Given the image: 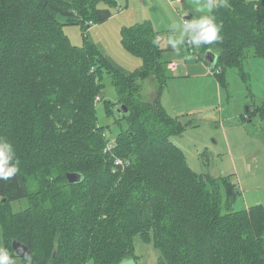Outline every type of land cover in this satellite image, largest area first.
<instances>
[{
	"label": "trees",
	"instance_id": "16d2710c",
	"mask_svg": "<svg viewBox=\"0 0 264 264\" xmlns=\"http://www.w3.org/2000/svg\"><path fill=\"white\" fill-rule=\"evenodd\" d=\"M115 6L0 0V137L19 161L18 173L0 180V247L19 256L12 244L20 241L33 264H119L125 256L139 264L134 238L141 235L162 251L163 264H264V206L230 210L238 189L229 176L196 172L171 139L185 128L161 103L170 76L165 48L152 43L153 24L122 30L124 47L143 60L133 72L92 41L73 44L63 29L105 21ZM212 14L222 39L199 47L218 50L212 74L225 86L235 67L246 79L249 52L264 57V0H228ZM105 74L128 107L113 140L97 115ZM151 77L155 96L146 100L141 89ZM106 109L114 113L110 101ZM69 172L81 180L70 183ZM25 197L28 207L15 212L12 201Z\"/></svg>",
	"mask_w": 264,
	"mask_h": 264
},
{
	"label": "rangeland",
	"instance_id": "374dc122",
	"mask_svg": "<svg viewBox=\"0 0 264 264\" xmlns=\"http://www.w3.org/2000/svg\"><path fill=\"white\" fill-rule=\"evenodd\" d=\"M115 2L116 6L111 8L112 15L105 21L90 26L64 25L71 42L82 45L85 40L92 41L116 66L133 72L142 66L143 60L124 47L122 30L125 26L150 21L159 33L161 46L165 48L163 59L167 61L166 69L170 76L161 94V103L185 128L173 135L172 141L183 149L188 164L196 172L214 177L229 176L238 189L230 210H241L256 204L264 206V57L249 52L243 65L246 79L237 68L231 67L226 71L224 86L214 74H210L203 59L205 53L202 54L199 48L184 46L177 54L167 43L171 25L188 19L184 15L189 12L184 5L188 0ZM100 6L112 5L102 2ZM217 51L215 49L214 52ZM172 63H176L177 67L173 68ZM155 91L154 79H146L141 89L142 97L152 100ZM106 101L112 103L113 114H108ZM121 106L116 87L111 77L105 74L104 88L97 102V115L110 140L120 131L116 120L123 115V111H119ZM247 110L249 118L245 117ZM122 124L125 126L126 121L122 120ZM222 193L225 200L224 186ZM28 205L26 197L12 201L15 212ZM230 210L223 205L224 213ZM134 249L139 264H163L166 261L162 251L141 235L135 236ZM11 256L15 264H26L20 256ZM88 264L94 263L89 261Z\"/></svg>",
	"mask_w": 264,
	"mask_h": 264
},
{
	"label": "clouds",
	"instance_id": "9594fccd",
	"mask_svg": "<svg viewBox=\"0 0 264 264\" xmlns=\"http://www.w3.org/2000/svg\"><path fill=\"white\" fill-rule=\"evenodd\" d=\"M218 6L228 7V0H195L193 18L181 19L171 25L167 43L179 54L184 46L192 49L202 45H212L222 39L221 25L217 23L213 10ZM199 15H196V14ZM188 15L187 13L184 14ZM152 43L159 46L160 37L153 39ZM190 59V57H186ZM19 161L14 160L13 145L5 138L0 137V180H9L19 171ZM26 264H33L31 255L25 257ZM0 264H15L9 251L0 247ZM119 264H135L132 256L122 257Z\"/></svg>",
	"mask_w": 264,
	"mask_h": 264
},
{
	"label": "water",
	"instance_id": "95a60500",
	"mask_svg": "<svg viewBox=\"0 0 264 264\" xmlns=\"http://www.w3.org/2000/svg\"><path fill=\"white\" fill-rule=\"evenodd\" d=\"M204 60L208 63V65L211 68H213L217 60V54L212 49H209L204 54ZM119 111L127 112L128 107L125 104H122ZM67 176H68V180L70 183L79 182L82 177L81 174L78 172H69ZM12 245H13V249L15 250L16 254L22 258L31 254V251L29 250V248L18 240H14Z\"/></svg>",
	"mask_w": 264,
	"mask_h": 264
},
{
	"label": "crops",
	"instance_id": "0c3cea01",
	"mask_svg": "<svg viewBox=\"0 0 264 264\" xmlns=\"http://www.w3.org/2000/svg\"><path fill=\"white\" fill-rule=\"evenodd\" d=\"M193 1L195 0H188V2H185L184 5L186 6V9L189 10V12H185L187 13L188 15H186V18L190 19V18H193V15H194V11H195V2L193 3ZM196 15H199L198 13ZM215 51V50H213ZM216 53V52H215ZM217 56H218V52L216 53ZM204 59V57H203ZM205 61V60H204ZM205 63L207 64L208 67H210L208 65V63L205 61ZM211 74V73H210ZM205 75V73H204ZM163 101V100H162Z\"/></svg>",
	"mask_w": 264,
	"mask_h": 264
},
{
	"label": "built area",
	"instance_id": "2783aa9c",
	"mask_svg": "<svg viewBox=\"0 0 264 264\" xmlns=\"http://www.w3.org/2000/svg\"><path fill=\"white\" fill-rule=\"evenodd\" d=\"M178 2L181 1V0H177ZM160 37V36H159ZM172 67L175 68L177 67V64L176 63H172ZM209 70H210V73H213V69L211 67H209ZM100 100V96L97 97V101ZM112 145L113 143L112 142H109L108 146L106 147V149H110L112 148ZM116 164L117 165H120V164H124V160L122 158H118L116 160Z\"/></svg>",
	"mask_w": 264,
	"mask_h": 264
}]
</instances>
